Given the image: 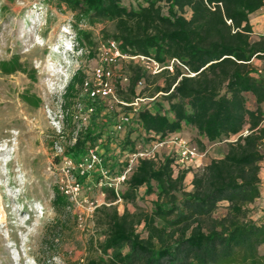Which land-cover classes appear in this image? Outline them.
I'll list each match as a JSON object with an SVG mask.
<instances>
[{"label": "trees", "instance_id": "obj_1", "mask_svg": "<svg viewBox=\"0 0 264 264\" xmlns=\"http://www.w3.org/2000/svg\"><path fill=\"white\" fill-rule=\"evenodd\" d=\"M44 1L72 14L79 45L88 41L79 24H106L103 41L116 42L123 54L150 58L163 67L176 60L187 70L173 65L172 72L152 76L133 61L118 63L123 70L114 81L119 100L149 101L133 113L82 93L78 105L86 123L79 126L75 115L64 117L78 127L68 141L74 138L73 143L64 145L65 157L78 161L95 150L107 174L115 177L124 170L127 154L162 144L184 128L196 130L200 150L221 143L227 148L192 172L190 191L183 183L191 170L175 172L174 155L139 160L118 195L103 186L99 196L105 202L93 213L80 264H264V222L253 221L248 209L260 196L264 160V71L258 74L251 66L253 59L264 62V37L250 41L249 16L264 0ZM149 77H163L164 83H155L145 97L137 89ZM84 80L80 71L71 75L62 96L64 110L79 101L74 95ZM121 116L129 121L116 132ZM244 130L246 136L229 141ZM77 178L81 193L89 194L101 177ZM71 206L58 187L53 189L56 214L64 215Z\"/></svg>", "mask_w": 264, "mask_h": 264}, {"label": "rangeland", "instance_id": "obj_2", "mask_svg": "<svg viewBox=\"0 0 264 264\" xmlns=\"http://www.w3.org/2000/svg\"><path fill=\"white\" fill-rule=\"evenodd\" d=\"M74 21L66 8L57 9L44 0H0V219L4 217L3 223L0 220V264H80L85 255L91 220L78 227L77 209L60 215L51 207L53 189L58 187L52 147L56 133H64L62 141L68 145L78 129L64 117L78 112L84 95L76 87L74 98L79 101L70 102L64 110V87L76 71L91 78L100 65L99 48L105 43L102 30L107 25L79 24L77 29L88 34V41L79 45ZM112 69L117 80L122 67L117 64ZM155 83L162 86L164 78L149 77L137 93L149 97ZM185 129L181 137L200 154L205 152L203 161L216 159L227 149L226 144H214L200 150L196 130ZM165 147L158 149L157 158L174 155ZM199 165L190 170L203 167ZM183 184L191 190L189 178ZM91 186L95 192L80 197L103 204L100 189L93 182ZM224 209L221 206L217 214ZM118 210H123L120 203Z\"/></svg>", "mask_w": 264, "mask_h": 264}, {"label": "built area", "instance_id": "obj_3", "mask_svg": "<svg viewBox=\"0 0 264 264\" xmlns=\"http://www.w3.org/2000/svg\"><path fill=\"white\" fill-rule=\"evenodd\" d=\"M100 58L96 68L93 69L90 79H85L81 91L90 100L101 99L110 101L120 106H126L132 108V112L135 113L140 105L149 101L148 99L136 98L132 103L126 104L119 100L116 95L114 81L115 75L113 73V67L121 62L133 61L139 64L147 73L152 76L160 74L163 70L167 69L172 72L173 65H177L183 70L187 71L186 68L181 65L178 61L173 60L167 67H163L156 63L154 60L146 57H130L123 54L118 44L114 41H108L100 45ZM193 76V75H191ZM119 78V77H118ZM78 112L75 114L74 119L78 121L79 126L85 125L86 116L81 110V106L78 105ZM129 119L125 116L119 118L118 124L115 126L116 132L123 130L124 124ZM264 125V118L262 120ZM247 130H244L237 137L229 140L230 142L235 141L239 136H246ZM58 140L53 143V157L57 161V175H58V188L68 197L69 203L72 205L71 208L77 209L79 213L76 215V221L78 227H82L87 219H92L93 213L100 205L96 201H91L85 198H81V187L77 177H88L91 174L98 173L101 177L98 182V188L101 189L103 186L114 190L115 194L118 195L120 188L124 185L128 177L133 171V167L139 162V160H157L158 149L164 145L169 147L175 156L176 166H174L175 172L178 168L185 171L198 168L200 159L205 156V152L200 154L198 149L188 142L177 136H172L167 139L164 143L159 145L140 146L135 152L127 154L125 156V168L119 175L111 177L107 174L103 161L100 155L95 150H88L86 154L78 161H74L70 158L65 157V146L63 144L64 133H56ZM76 133H74L75 137ZM72 141L69 144H72ZM118 203L120 200L117 201ZM70 208V209H71Z\"/></svg>", "mask_w": 264, "mask_h": 264}, {"label": "crops", "instance_id": "obj_4", "mask_svg": "<svg viewBox=\"0 0 264 264\" xmlns=\"http://www.w3.org/2000/svg\"><path fill=\"white\" fill-rule=\"evenodd\" d=\"M249 25L252 31L250 35L251 42L259 41L260 37H264V4L259 10H257L256 12H254L253 14L249 16ZM251 66L256 70L258 74H262V72L264 71V62L261 60L253 59L251 61ZM262 109L264 111V107ZM183 130H186V129L184 128ZM191 132H194V131H191ZM172 136H177L179 138H182L181 137L182 132L174 134ZM172 136H170L169 138H171ZM221 144H224V143H221ZM206 148L208 149L209 147L207 146ZM167 150H169V147L166 146L165 151ZM225 152L226 150H224L220 156L225 154ZM209 162H207V160L203 161L200 159L198 164H202L203 166H205ZM192 176H193L192 171L188 172L185 176V179L189 178L191 181ZM259 180H260L259 182L260 196L258 199H256V201L253 204L248 205V209L250 210V218L253 221L261 220L264 222V160L260 163ZM225 206L226 204H224V207Z\"/></svg>", "mask_w": 264, "mask_h": 264}, {"label": "bare ground", "instance_id": "obj_5", "mask_svg": "<svg viewBox=\"0 0 264 264\" xmlns=\"http://www.w3.org/2000/svg\"><path fill=\"white\" fill-rule=\"evenodd\" d=\"M2 43V42H1ZM4 47V46H3ZM1 87V86H0ZM5 87V86H4ZM3 88V87H2ZM4 91V90H3ZM3 93V92H2ZM3 95V94H2ZM2 99V98H1ZM4 100V99H3ZM12 100V99H11ZM9 103V102H8ZM8 106V105H7ZM10 106H12V105H10ZM10 109H11V107H10ZM14 109V108H13ZM12 110V109H11ZM3 211V213H4V210H2ZM6 219V218H5ZM0 220H2L1 221V223H3L4 222V217H2ZM7 222V221H6ZM4 225V224H3ZM7 227V226H6ZM8 229H9V227H8ZM0 244H1V242H0Z\"/></svg>", "mask_w": 264, "mask_h": 264}]
</instances>
